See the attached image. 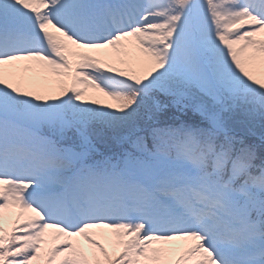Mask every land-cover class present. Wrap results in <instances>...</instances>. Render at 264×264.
<instances>
[{
    "label": "snow or ice",
    "instance_id": "obj_1",
    "mask_svg": "<svg viewBox=\"0 0 264 264\" xmlns=\"http://www.w3.org/2000/svg\"><path fill=\"white\" fill-rule=\"evenodd\" d=\"M236 113L264 125V0H0V264H264Z\"/></svg>",
    "mask_w": 264,
    "mask_h": 264
},
{
    "label": "rangeland",
    "instance_id": "obj_2",
    "mask_svg": "<svg viewBox=\"0 0 264 264\" xmlns=\"http://www.w3.org/2000/svg\"><path fill=\"white\" fill-rule=\"evenodd\" d=\"M54 91H55V89H54ZM63 98V97H62ZM92 99H98V100H100L101 101V103H112L111 101H109V100H107L106 98H104V97H101V96H99V94H96V93H92V92H87L86 94H85V96L83 97V101L84 102H88V101H91ZM169 109H174L175 111H176V109L175 108H172V107H168V108H165L159 115H160V119H161V121H162V123H164V124H177V123H179V122H181V121H186V120H190L191 118H189V119H182V118H180V117H176L175 115H173V114H170V115H168V116H166L165 115V112L166 111H168ZM189 113H191V114H193L191 111H188ZM238 116H237V115ZM235 114V117L234 118H236L234 121H233V129H234V131L236 132V131H239V133L238 134H240V135H244V136H249L250 134H253V129L251 128V127H248L247 125H246V121H245V119H247L248 121L250 120L249 118H246L242 113H236ZM150 115V113H143L142 114V117H141V120H140V124H141V126L143 125V123L144 122H146L147 120H148V116ZM181 120V121H180ZM251 121V120H250ZM253 122L255 123L256 122V120L255 119H253ZM251 125L253 126V127H255L254 125H253V123L251 122ZM259 135V134H258ZM251 136H253V135H251ZM112 137V134L111 133H107L106 134V143L108 144V145H111V148H112V150H117V145L115 144V142H114V140L111 138ZM256 142V141H255ZM252 142V141H246L245 143L247 144V145H250V146H254V148H255V150H256V152H257V156L258 157H264V145H262V144H260V143H258V142ZM97 147H98V149L100 150V151H102V152H105V154L106 155H110L111 154V152L110 151H107L106 150V147H105V144H98L97 145ZM81 243H83V241H81ZM85 247H87V246H85ZM111 250V249H110Z\"/></svg>",
    "mask_w": 264,
    "mask_h": 264
},
{
    "label": "trees",
    "instance_id": "obj_3",
    "mask_svg": "<svg viewBox=\"0 0 264 264\" xmlns=\"http://www.w3.org/2000/svg\"><path fill=\"white\" fill-rule=\"evenodd\" d=\"M259 123H261L260 121H259ZM254 131H259L258 129H253ZM261 133L260 134H262L263 133V131H260ZM257 135V137L256 138H254V139H250V138H252V137H241L240 139L241 140H245V141H250V140H252V141H260L259 140V138H261L258 134H256Z\"/></svg>",
    "mask_w": 264,
    "mask_h": 264
},
{
    "label": "bare ground",
    "instance_id": "obj_4",
    "mask_svg": "<svg viewBox=\"0 0 264 264\" xmlns=\"http://www.w3.org/2000/svg\"><path fill=\"white\" fill-rule=\"evenodd\" d=\"M255 120H259V119H255Z\"/></svg>",
    "mask_w": 264,
    "mask_h": 264
}]
</instances>
